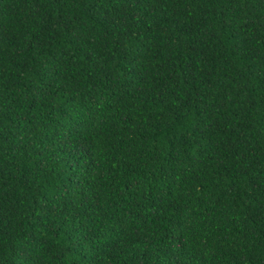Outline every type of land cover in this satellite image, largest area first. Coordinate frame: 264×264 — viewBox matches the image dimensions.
<instances>
[{"label": "trees", "instance_id": "obj_1", "mask_svg": "<svg viewBox=\"0 0 264 264\" xmlns=\"http://www.w3.org/2000/svg\"><path fill=\"white\" fill-rule=\"evenodd\" d=\"M0 264H264V0H0Z\"/></svg>", "mask_w": 264, "mask_h": 264}]
</instances>
